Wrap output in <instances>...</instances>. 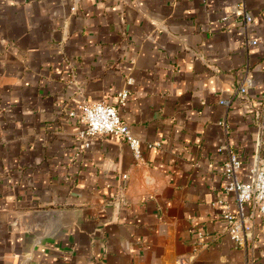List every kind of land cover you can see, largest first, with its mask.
<instances>
[{
    "label": "crops",
    "instance_id": "1",
    "mask_svg": "<svg viewBox=\"0 0 264 264\" xmlns=\"http://www.w3.org/2000/svg\"><path fill=\"white\" fill-rule=\"evenodd\" d=\"M123 89L141 161L70 115ZM229 149L248 180L264 0H0V264H264L261 214L240 247L217 203Z\"/></svg>",
    "mask_w": 264,
    "mask_h": 264
},
{
    "label": "built area",
    "instance_id": "2",
    "mask_svg": "<svg viewBox=\"0 0 264 264\" xmlns=\"http://www.w3.org/2000/svg\"><path fill=\"white\" fill-rule=\"evenodd\" d=\"M244 7L243 2L237 5L238 11L245 13L246 24H248L253 21V17L244 10ZM251 43L256 44L257 41ZM128 82L132 83V79L129 78ZM253 84V79L246 76L239 87V92L245 94ZM117 97V104L108 101L80 104L76 110L70 112V115L78 116L85 125L79 133L84 140V148L90 147L94 136L112 134L127 142L136 160L141 161L143 160L142 141L132 133L130 126L119 113V108L127 105L130 92L128 89H123L118 92ZM221 103H226V101L222 100ZM159 145L149 144V147ZM241 168L242 162L239 154L229 149V159L224 168L225 192L234 197L235 208L226 198L218 200L217 203L221 205V215L228 224L231 238L238 246L244 247L248 238L253 235L252 217L254 213L259 212L264 222V158L258 159L251 167L248 180L240 178ZM246 205L251 207L250 212L246 211Z\"/></svg>",
    "mask_w": 264,
    "mask_h": 264
},
{
    "label": "water",
    "instance_id": "3",
    "mask_svg": "<svg viewBox=\"0 0 264 264\" xmlns=\"http://www.w3.org/2000/svg\"><path fill=\"white\" fill-rule=\"evenodd\" d=\"M40 212L45 213V212H47V211H40Z\"/></svg>",
    "mask_w": 264,
    "mask_h": 264
}]
</instances>
